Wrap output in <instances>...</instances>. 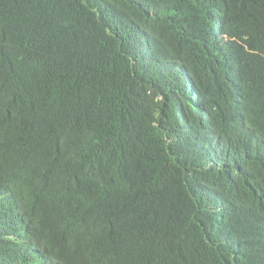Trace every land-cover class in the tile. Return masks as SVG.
Masks as SVG:
<instances>
[{"label": "trees", "instance_id": "16d2710c", "mask_svg": "<svg viewBox=\"0 0 264 264\" xmlns=\"http://www.w3.org/2000/svg\"><path fill=\"white\" fill-rule=\"evenodd\" d=\"M0 264H264V0H0Z\"/></svg>", "mask_w": 264, "mask_h": 264}]
</instances>
